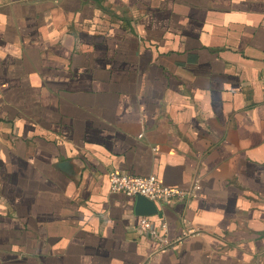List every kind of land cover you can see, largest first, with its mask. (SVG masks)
Instances as JSON below:
<instances>
[{
    "label": "crops",
    "instance_id": "obj_1",
    "mask_svg": "<svg viewBox=\"0 0 264 264\" xmlns=\"http://www.w3.org/2000/svg\"><path fill=\"white\" fill-rule=\"evenodd\" d=\"M263 73L264 0H0V264H264Z\"/></svg>",
    "mask_w": 264,
    "mask_h": 264
},
{
    "label": "built area",
    "instance_id": "obj_2",
    "mask_svg": "<svg viewBox=\"0 0 264 264\" xmlns=\"http://www.w3.org/2000/svg\"><path fill=\"white\" fill-rule=\"evenodd\" d=\"M260 86L264 93V73L260 76ZM108 187L112 194H122L127 197L141 196L155 204L166 205L173 201L184 202L195 197L198 181H195L190 190L184 191L175 187L164 186L155 176L139 177L124 172H113L108 177ZM139 230L153 239L159 250L170 249L179 241L168 238L167 227L161 224L154 227L148 217L143 216L139 221ZM191 232L184 233L187 236Z\"/></svg>",
    "mask_w": 264,
    "mask_h": 264
},
{
    "label": "water",
    "instance_id": "obj_3",
    "mask_svg": "<svg viewBox=\"0 0 264 264\" xmlns=\"http://www.w3.org/2000/svg\"><path fill=\"white\" fill-rule=\"evenodd\" d=\"M135 213L138 216H153L158 213L156 204L144 197L137 196L135 198Z\"/></svg>",
    "mask_w": 264,
    "mask_h": 264
}]
</instances>
